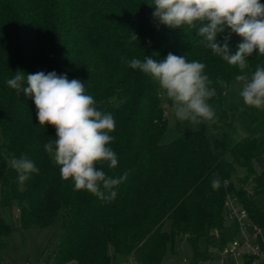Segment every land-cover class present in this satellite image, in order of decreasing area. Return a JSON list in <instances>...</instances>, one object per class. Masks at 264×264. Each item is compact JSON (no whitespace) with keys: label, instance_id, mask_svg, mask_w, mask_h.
Wrapping results in <instances>:
<instances>
[{"label":"trees","instance_id":"16d2710c","mask_svg":"<svg viewBox=\"0 0 264 264\" xmlns=\"http://www.w3.org/2000/svg\"><path fill=\"white\" fill-rule=\"evenodd\" d=\"M150 3L0 0V264L14 230L13 212L21 230L58 223L49 264H159L166 245L178 236L190 247L189 264L216 261L238 233L236 223L225 221L228 198L252 226L264 227V215L253 204V197L264 193V123L247 107L254 132L237 138L233 117L222 105L227 84L244 73L200 44L195 30L153 20ZM241 42L231 34L230 54ZM169 53L205 64L216 89L209 100L215 120L196 124L190 132L176 123V137L163 144L167 118L158 86L129 62L145 56L159 62ZM247 63L244 72L251 73L264 65V56L254 53ZM18 70L80 79L97 110L114 117L115 140L109 146L118 165H97L113 178L127 173L114 199L74 190L71 181L60 178L44 150L54 141L55 128L39 126L33 100L7 85ZM166 104L171 107L167 98ZM22 155L39 171L20 184L8 160ZM216 177L220 186L214 190ZM165 221L167 233L161 231ZM259 245L262 256L245 255L241 264H264Z\"/></svg>","mask_w":264,"mask_h":264},{"label":"clouds","instance_id":"9594fccd","mask_svg":"<svg viewBox=\"0 0 264 264\" xmlns=\"http://www.w3.org/2000/svg\"><path fill=\"white\" fill-rule=\"evenodd\" d=\"M148 6L155 9L153 20L170 28L195 30L200 44L229 66L238 67L244 73L235 77L243 105L264 109V65H257L251 73L244 72L249 57L254 53L264 56V4L260 0H151ZM225 32L229 34L223 35ZM231 34L242 41L235 54H230ZM218 36H223L222 42H218ZM132 39L137 40L135 34ZM129 67L157 84L171 101V111L178 120L193 125L214 122L215 111L209 100L216 95V89L211 87L213 82L205 74L204 63L169 53L159 62L148 56L143 60L134 58ZM7 85L33 100L39 126L55 128V139L46 143L44 150L59 168L60 178L71 181L74 190L104 200L114 199V189L127 173L113 178L97 165L106 164L109 169L118 165L117 154L109 146L115 140L111 133L116 121L111 114L97 110L94 98L86 94L84 82L69 80L55 71L25 75L18 70ZM8 166L17 173L20 184L39 171L23 155L10 157ZM211 186L219 188L218 177Z\"/></svg>","mask_w":264,"mask_h":264},{"label":"rangeland","instance_id":"374dc122","mask_svg":"<svg viewBox=\"0 0 264 264\" xmlns=\"http://www.w3.org/2000/svg\"><path fill=\"white\" fill-rule=\"evenodd\" d=\"M239 85L235 80L230 81L224 90L223 109L233 117L237 138L246 135H252L254 132L251 115L247 107L243 105L238 96ZM159 100L162 108L166 111L167 129L161 143L165 144L176 137L175 125H179L182 132H190L194 125L188 121L178 120L171 111V107L166 104V96L159 92ZM243 108V111L240 109ZM257 115L258 121L264 123V109L249 108ZM242 170L236 169V174H242ZM253 204L262 211L264 215V193L253 197ZM13 232L7 239V245L1 252L4 264H49V257L58 236V223L47 228H30L21 230L12 213ZM161 231H169V222L165 221ZM248 232V231H246ZM260 240L264 247V227L260 229ZM192 259V253L189 245L183 236L176 237L174 243L167 244L163 257L159 264H189ZM130 261V260H129ZM133 264L132 262H129ZM226 264H234L232 259L226 260ZM72 264V263H67Z\"/></svg>","mask_w":264,"mask_h":264},{"label":"built area","instance_id":"2783aa9c","mask_svg":"<svg viewBox=\"0 0 264 264\" xmlns=\"http://www.w3.org/2000/svg\"><path fill=\"white\" fill-rule=\"evenodd\" d=\"M224 208L226 211L225 221L234 222L238 226L237 236L222 248L216 261H206L202 264H226L225 261L229 259H232L234 264H241V258L245 255L261 257L260 229L252 226L246 212L235 206L229 198L224 203ZM214 234L216 233L214 232Z\"/></svg>","mask_w":264,"mask_h":264},{"label":"crops","instance_id":"0c3cea01","mask_svg":"<svg viewBox=\"0 0 264 264\" xmlns=\"http://www.w3.org/2000/svg\"><path fill=\"white\" fill-rule=\"evenodd\" d=\"M261 241V240H260ZM262 243V242H261ZM263 245V244H262ZM264 248V247H263Z\"/></svg>","mask_w":264,"mask_h":264}]
</instances>
